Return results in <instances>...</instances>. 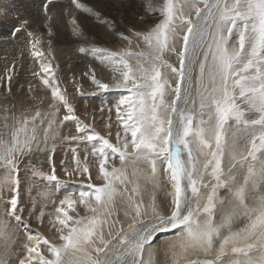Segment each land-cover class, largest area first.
<instances>
[{
  "label": "snow or ice",
  "instance_id": "6c2138e0",
  "mask_svg": "<svg viewBox=\"0 0 264 264\" xmlns=\"http://www.w3.org/2000/svg\"><path fill=\"white\" fill-rule=\"evenodd\" d=\"M51 2L44 4L45 15ZM71 3L100 20L98 13L79 0ZM147 7L150 12L159 11L163 19L146 33H133L143 42V48L136 45L139 51L133 50L132 38L124 36L121 38L129 47L120 52L95 46L90 51L79 48L81 54L99 58L110 67L113 85L102 83L93 74L92 83L98 90L114 86L127 93L114 105L123 135L118 130L116 142L112 143L107 136L94 130L88 132L77 123L76 132L80 135L65 137L86 140L91 145L95 158L92 166L97 169L95 179L100 183L92 182L87 162L81 165L77 161L74 169H65L66 176L86 179L87 186L78 194L65 193L55 208L54 218L49 220L60 243L25 232L27 242L18 264H145L140 257L145 245H151L153 233L177 229L178 240L170 246L175 257L173 264L190 255L206 258L186 260V264H264V195L255 200L254 207L248 205L249 195L255 193L258 185L264 187V159L257 155L264 154V0H163L158 7L148 0ZM71 23L75 26L76 20ZM20 31L17 27L12 35L15 37ZM73 31L79 34L77 27ZM27 35L30 54L47 77L41 78L42 85L50 89L53 101L63 105L67 113L59 123L75 120L74 109L61 93L50 62L41 59L43 53L37 47L40 36L31 31ZM209 36L210 42L206 39ZM177 42L181 43L179 49ZM167 52L177 55L179 67L164 59ZM167 74L174 79V87ZM193 88L200 102L198 119L191 110L181 107V102L188 103ZM51 116L48 119V114L42 116L39 110L32 116H4L0 166L5 174L0 178V188L18 185V158L31 152L33 144L39 146L41 131L45 144L49 138H55V112ZM230 121L235 131L229 143L225 126ZM241 140L247 145L238 152ZM226 151L230 160L227 174L223 167ZM181 153L186 154V160L181 159ZM76 159L74 154L73 160ZM116 159L120 167L113 163ZM158 161L166 162L163 172L173 189L170 215L160 216L153 202L149 207L157 219L150 226L137 230L130 225L131 237L113 232L115 225L109 220L116 197L123 196L117 185H124V191L128 183L133 185L127 197L128 206L135 219L140 218L144 204L134 199L139 194L138 181L143 177L148 183L158 184ZM129 164L133 166L132 180L127 175ZM237 164L241 168L247 164L243 183H237L233 172ZM205 176H210L212 182L205 183ZM45 179L57 181L56 188L60 189L54 168ZM201 188L208 189L206 195ZM220 189H225L224 196L218 194ZM11 190L16 191L15 187ZM188 191L195 197L196 207L188 206L185 211ZM8 205L7 216L17 222L18 228L22 216L17 212L23 209L18 208L16 195ZM79 208L85 215L79 214ZM241 210L248 223L233 231ZM70 211L76 215H69ZM43 216L41 211L37 219ZM7 228V220L0 219V240L4 242L0 264H9ZM113 240L118 243L113 245Z\"/></svg>",
  "mask_w": 264,
  "mask_h": 264
},
{
  "label": "rangeland",
  "instance_id": "374dc122",
  "mask_svg": "<svg viewBox=\"0 0 264 264\" xmlns=\"http://www.w3.org/2000/svg\"><path fill=\"white\" fill-rule=\"evenodd\" d=\"M105 1L107 0H79L80 3L91 8L93 12L99 14L100 20H98L96 16L88 15L87 13L76 9L75 6L71 3V0H52V2L48 4L47 15H45L44 12V4L47 3V0H42V2L41 0H24L22 3L21 0H0V29L3 24L4 26L2 27V30H12L10 35L8 36L9 40H15V42L17 40L16 44H18L19 42L26 44V46L17 47L16 44H14L15 42L12 41V44L15 45L16 48L11 50L9 53L13 52L11 55L15 54L16 56L21 58L20 61H22V65L28 66L22 68L19 67V69L21 70V72H18L19 77H12V75L9 76L5 67V71L2 67L0 68V131H2L3 129L2 125L4 123L3 118L5 115H10L14 117H21L22 115L32 116L37 110H39L42 116L44 114H48V119H52L51 113L55 112V120L57 122L53 126L54 129L57 130V134L54 139L49 138L47 143L45 144L43 142V133L41 131V143L39 144V146L37 147L36 144H33L31 152H28L18 158V171L17 173H15L19 181L18 185H9L7 187L0 188V219L7 220L8 222L7 234L9 237V247L7 258L9 260V264H18V259L23 256V244L27 242L25 232H28L33 235L38 234L44 237L45 239H48L52 243H60V241L58 240V234H56V231L49 223V220L51 218H54L55 208L58 206L59 200L63 199L65 193L72 192L78 194L80 191L86 190L87 186L86 179L68 177L65 175V169L72 170L76 167L75 165H77V162H74L73 160L74 154L76 158L79 159V162L82 161L80 163L81 165L87 162L91 167V171L92 173H94H91L92 175H94L92 176V182L97 184L100 183V181H97L95 179L97 169L92 166L95 158L91 155V145L86 140L77 141L65 139V137L80 135L76 132V124L79 123L82 127H85L88 132L94 130L102 136H107V138H109L112 143L116 142V132L118 130H120L121 135H123V131L120 128V121L117 119L116 109L114 105L121 96L126 95L127 93L123 89L116 88L114 86L110 87L108 90H98L97 88H94V84L92 83V77L87 76V73L90 71L96 73H103L104 69L102 67L105 66V63L103 64L104 66H99L100 68H102L101 70L103 72L99 71V67V69L94 67L89 69V66H87L86 64H78L75 65L74 68H72L73 66H71V69L69 67L64 69V67L62 66V64L66 61V59H64V55H69L68 57H70L71 55H75L72 53H75L74 49H76V52L78 53L77 55L81 56L83 54H79L80 52L78 48L90 47V45L88 46L84 44H79L78 42L69 43L74 39H71L67 45L64 44L67 43V40L68 38H70V36H72L73 38L76 37V33L73 31V28L77 27L80 33L85 35V38L87 39L86 41L91 40V44L100 43L101 45H103L104 48L107 47L106 49H108V52H120L117 49L115 50L106 45L108 43H112L114 48L121 47L120 45L118 46V43H127V41L123 43V41L125 40L121 38L122 36H129L132 38V47L133 50L135 49L134 51H136L137 44L140 43L139 45L141 48H143L144 45L142 41H138L133 36V33H146L150 31L152 28L155 27L156 24L160 23L163 17L160 15L159 11H148V7H143L144 13L148 14L147 16H143L144 13L136 10L139 6L135 3V0H117L118 3L109 12L110 14H106L105 12L102 13L100 11L102 10L100 8V3ZM144 1L147 6L148 0ZM162 2L163 0H153V5L154 7H158L162 4ZM118 4L122 7H119ZM54 16L57 17L55 18ZM49 17H51V19H49ZM73 19L76 20L75 26H73L71 23ZM24 21H27L28 23L24 24ZM30 23L32 24L30 25ZM17 27H20L21 31L19 32L20 34L17 33L14 37L11 34L13 30ZM60 30H63V32ZM29 31L39 35L41 38V43L37 46L43 53L41 59H44L45 62L49 61L50 64L56 61L54 63L56 66L54 64H51L54 77L58 81V86L60 88L61 93L66 96L68 104L74 109V115L76 117L75 120L64 121L62 125L59 123L63 120V117L67 113L63 105L53 101L50 89L45 88L41 83V78L47 77L45 73L40 72V68H37V65L39 64L37 62L35 63L36 60L31 58L30 49L28 48L29 37L27 35ZM49 32L51 33L50 35ZM18 34L22 36L18 37ZM108 36H112L114 37V39L116 38L117 41L113 39L112 41L105 43L106 40L110 39L108 38ZM233 39L235 40V37H233ZM3 40L7 41V38ZM120 40H122V42ZM134 40L137 43H135ZM93 46L98 47V45ZM175 46L178 47L177 49H179L181 47V43L177 42ZM10 48L11 46H7L8 50ZM137 51H139V49ZM49 53H51V55H49ZM93 59L95 62H98V59H96V57H93ZM164 59H166L168 63L179 67L177 55L175 53H165ZM58 65H61V68ZM53 66L58 68H54ZM87 68L89 69V71ZM109 68L110 67L108 66L107 76L111 79H109L111 82L109 83V85H113V74L110 73L111 71ZM38 69L39 71H37ZM85 69L87 71H85ZM36 71L40 73L39 76L34 75V73H37ZM162 71L164 70L162 69ZM81 72L83 73V76L80 75ZM5 73L7 75H5ZM3 74L4 77L2 76ZM72 74H74L75 77ZM167 75L169 76L170 83H172L174 87V79H172L170 74ZM9 77L12 79H9ZM97 80L101 81L102 83H106L102 81L100 77ZM27 86H29V88H27ZM92 86L93 89L91 88L89 89V91L86 90L88 89V87L90 88ZM17 90H20L19 93ZM25 91L27 92V95H25ZM95 99L99 100L95 101ZM167 99L170 101L171 97L169 96L167 97ZM85 101L88 102L86 103ZM89 102H91L92 105L91 103L89 104ZM199 103V97L196 95L195 88H193L191 97L187 103L188 107L189 105L193 107H189L188 109V107L186 106L187 109H185L191 110L197 119L200 116ZM92 106H95L93 107L95 110H93V114L89 116L81 111V109L86 110L88 107L91 108ZM76 107L80 108V111L79 109L77 110ZM82 114L83 116H81ZM96 114L100 115L98 116ZM204 118L207 119V116L205 115ZM86 120H88V124ZM11 122L12 121L10 120L9 123ZM97 122L98 124H96ZM229 125H231V127H229ZM229 125H226L225 128L227 139L229 138L228 141L230 143L232 139L231 132L233 131V129H235V126L232 124L231 121L229 122ZM44 126H46V123ZM109 132L111 133L110 136L108 135ZM246 145L247 142L242 140V142L239 143L237 151H244L246 149ZM73 149H75V153H73ZM257 155L260 159H264V154L258 153ZM85 157H87V161L85 160ZM181 159H187L185 153L181 154ZM201 161H203V158H201ZM113 163L116 167H120V162L118 159H116ZM157 163L159 168L158 184L148 183L143 177H141L138 181L140 185L139 194L136 195L134 199L136 201H142L144 204V208L141 210L142 215L140 218L135 219L134 211L128 206L127 197L131 195V189L133 185L131 183H128L126 185L127 191H124V185H117V187L120 188V190L123 192V196L116 197L115 208L109 220L110 224L114 223L115 225L112 228L113 232L120 231L121 235L127 234L131 237L132 228L142 230V225L144 228L147 227L144 225L157 219V216L152 213L149 207L153 204V202L155 203V207L160 216L170 215L172 211L171 193L173 192V189L163 172L164 167H166V162L162 163L158 161ZM229 166L230 160L226 151L225 157L223 159V167L226 174L228 172ZM256 167L257 169H259V160L256 162ZM53 168L55 169V175L57 176L58 181L60 183L59 190H57L56 188L57 181L49 182L47 181V179H45L46 175L52 174ZM145 171L148 172L150 170L145 169ZM34 172L41 173L43 175H34ZM132 172L133 166L129 164L127 167V175L129 180L133 179ZM233 172L236 175L237 183H243V178L247 172V164H245L243 168H241L240 165L237 164L236 167L233 169ZM4 174L5 169L0 166V178H2ZM204 182L211 183V177L205 176ZM12 187H15V193L12 192ZM260 188L261 187L258 185L257 189L255 190L256 193L249 195V208L255 206V200L259 196L264 195V189ZM207 191L208 189L201 188L202 194L206 195ZM218 194L224 196L225 189H220ZM13 195H16L17 197L18 208L23 209L22 212H17L18 215L22 216V219L19 222L20 226L18 228L16 227L17 222L14 219L8 218L6 212V208L9 206L8 201H10ZM186 195L188 197L189 204L185 206V211H187L188 206H191L194 209L196 207L195 197L192 196L190 191H188ZM54 201L55 203H53ZM41 210L44 212V216L41 219H37V217L40 216ZM78 211L79 214H82L81 216L85 215L82 208H79ZM126 213L128 216L126 215ZM69 215L74 216L76 215V213L69 212ZM88 215H91V213H88ZM237 218L239 219L237 221L235 220L233 223V231L244 228L248 223L247 217L244 215L243 210L240 211V214ZM25 225H27L28 227L25 228ZM130 225H132V228H130ZM105 234L107 235V230L105 231ZM178 237V229L171 231L154 232L151 245H145L144 251L142 252L140 258L145 262V264H173L175 257L173 255V250L170 248V246L178 240ZM0 241V256H2L4 252V242L2 240ZM12 241H14L15 244L12 243ZM117 243V240L112 241L113 245ZM11 250H13L14 252ZM10 251L12 254L10 253ZM175 251L178 253L179 249H176ZM43 254L47 255L46 252H43ZM229 255L231 254L229 253ZM205 258L206 257H204L203 255H190L185 258L179 259L178 264H186V260H203ZM207 258L211 259L214 257ZM227 258L228 257H225V259ZM66 259H74V257H68Z\"/></svg>",
  "mask_w": 264,
  "mask_h": 264
},
{
  "label": "bare ground",
  "instance_id": "6f19581e",
  "mask_svg": "<svg viewBox=\"0 0 264 264\" xmlns=\"http://www.w3.org/2000/svg\"><path fill=\"white\" fill-rule=\"evenodd\" d=\"M24 0H21V3L23 2ZM41 2H42V0H41ZM118 3V1L117 0H107V1H105V2H101L100 4H101V6H100V8L102 9V10H100L102 13L103 12H105L106 14H110L109 12L113 9V7L116 5ZM135 3L139 6L136 10L137 11H141L142 13H144V10H143V7H147L146 6V3H145V1L144 0H140V2H139V0H135ZM119 5V4H118ZM60 7V6H59ZM119 7H122L121 5H119ZM61 8V7H60ZM59 8V9H60ZM56 9V8H55ZM117 14H119V13H117ZM117 14H115V15H117ZM61 15V14H60ZM142 15V14H141ZM148 14L147 13H144L143 14V16H147ZM21 16V15H20ZM58 16V15H57ZM57 16H54L55 18L57 17ZM23 18V17H22ZM55 18H53V19H55ZM38 20V19H37ZM42 20V19H41ZM57 20H58V18H57ZM55 21V20H54ZM40 22V21H39ZM38 22V23H39ZM100 22V21H99ZM32 23H30V25H31ZM59 24V23H58ZM60 24H61V22H60ZM54 25V24H53ZM4 25L2 24V27H3ZM63 26V25H62ZM2 27H1V29H0V68L2 67L3 68V70L6 68V70H7V72H8V74H9V76L10 75H12V77H17L18 76V72L20 71L21 72V70L19 69V67H28V66H25V65H22L21 64V62L22 61H20L21 60V58H19L18 56H16L15 54H13V55H11L12 53H9L11 50H13L14 48H16V46L17 47H21V46H26V44H24V43H22V42H19L18 44H16V42H17V40H16V42H15V40H12V41H14L15 43L14 44H16V46L15 45H13L12 43V41L11 40H9V35H10V33H11V31L12 30H2ZM53 27V26H52ZM86 27V26H85ZM6 28V27H5ZM10 28V27H9ZM56 28V27H55ZM61 28V27H60ZM68 28V27H67ZM4 29V28H3ZM12 29V28H11ZM62 29V28H61ZM86 29V28H85ZM211 30H214V27L211 29ZM60 31H62L63 32V30H60ZM66 31V30H65ZM109 31H111V30H109ZM45 33V32H44ZM61 33V32H60ZM20 34V33H19ZM17 35L18 37L20 36V35ZM21 34H23V33H21ZM12 35V34H11ZM87 35V34H86ZM131 35V34H130ZM22 36V35H21ZM20 36V37H21ZM68 36V35H67ZM115 36V35H114ZM25 37V36H24ZM23 37V38H24ZM101 37V36H100ZM129 37V36H128ZM7 38V41H4L3 39H6ZM26 38H27V36H26ZM59 38V37H58ZM108 38H110L109 40H106L105 41V43L106 42H110V41H112L113 39H114V37H112V36H108ZM16 39V38H15ZM20 39V38H19ZM45 39V38H44ZM71 39H74L73 41H70ZM105 39H106V37H105ZM134 39V38H133ZM207 39V41L208 42H210V40H211V37L209 36V37H207L206 38ZM87 39L85 38V35H83L82 33H80V31H79V34H76V37L75 38H73L72 36H70V38H68V40H67V43L66 44H64V45H67L68 44V42L69 43H72V42H78L79 44H84V45H90V47H86V49L87 50H89L90 51V49H91V47L93 46V45H98V48H102V49H106L107 47L106 46H108V47H111V48H113V49H117L118 51H121L122 49H127L128 47H129V45H128V43H124V42H126V40L125 41H123V43L124 44H122V43H118V46L120 45L121 47H117V48H114V46H113V44L112 43H108L105 47L106 48H104L103 47V45H101L100 43H94V44H91L92 42H91V40L89 41H86ZM115 41H117L116 40V38L114 39ZM43 41H46V40H43ZM114 41V42H115ZM121 42H122V40H120ZM119 41V42H120ZM134 42L135 43H137L135 40H134ZM233 42H235V40L233 39ZM103 43V42H102ZM116 43V42H115ZM63 44V43H62ZM140 44V43H139ZM52 45V44H51ZM71 45V44H70ZM69 45V46H70ZM73 45V44H72ZM7 46L9 47V46H11V48L8 50L7 49ZM64 47H66V46H64ZM135 47V46H134ZM180 47V46H179ZM24 48V47H23ZM29 48V47H28ZM133 48V47H132ZM176 48H178V47H176ZM20 49V48H19ZM40 49V48H39ZM68 49H70V48H68ZM79 49V48H78ZM77 49V50H78ZM8 50V51H7ZM59 50V49H58ZM75 50V53H72V54H75V55H71L70 57H68L69 55H67V56H65L64 55V59H66V61L62 64V66L64 67V69H66L67 67H69L70 69H71V66H73L72 68H74V66L75 65H83V64H86L87 66H89L88 68L90 69V68H92V67H94V68H98L99 66H104V67H102L103 69H104V72L101 70L102 68H98L99 69V71H102L103 73H99L98 72V70H97V72L98 73H96V72H92V71H90V72H88L87 73V76H90V77H92L93 76V74H95V76H96V79H99V77L102 79V81H104V82H106V84H109V83H111L110 82V78L107 76V69H108V66L106 65V64H104V63H102L101 61H100V59L99 58H96V59H98V62H95L94 61V59H93V56L92 55H90V54H83V55H77L78 53L76 52V49H74ZM106 50H108V49H106ZM135 50V49H134ZM137 50H138V48H137ZM136 50V51H137ZM68 51V50H67ZM72 51V50H71ZM65 52H66V50H65ZM65 52H64V54H65ZM74 52V51H73ZM111 52V51H110ZM17 53V52H16ZM18 54V53H17ZM24 54V53H23ZM68 54H70V53H68ZM79 54H81V53H79ZM21 55V54H20ZM28 55V54H27ZM31 55V54H30ZM23 56V55H22ZM24 57V56H23ZM31 58H32V56H31ZM201 58H202V56H201ZM33 59V58H32ZM44 60V59H43ZM56 60H57V58H56ZM59 60H60V57H59ZM52 61V60H51ZM33 62V61H32ZM49 62V61H48ZM56 62V61H55ZM55 62H53V63H51V64H54ZM35 63H36V61H35ZM61 63V62H60ZM104 64V65H103ZM34 65V64H33ZM55 65V64H54ZM30 66V65H29ZM39 65H37V68H39L38 67ZM56 66V65H55ZM55 66H53L54 68H58V67H55ZM58 66H60V68H61V65H58ZM5 67V68H4ZM82 67V66H81ZM36 68V69H37ZM87 68V69H88ZM9 69H11L10 71H9ZM89 69H88V71H89ZM110 69V68H109ZM3 70H2V72H3ZM62 70H63V68H62ZM94 70V69H93ZM1 71V70H0ZM5 71V70H4ZM37 71H39V69L37 70ZM36 71V72H37ZM69 71V70H68ZM73 71V70H72ZM79 71V70H78ZM77 71V72H78ZM85 71H87L86 69H85ZM197 71H198V69L197 70H195L194 72H193V76H195L196 74H197ZM22 72H23V70H22ZM34 72H35V70H34ZM79 73V72H78ZM84 73H86V72H84ZM109 73V72H108ZM111 74H112V72H110ZM33 74V73H32ZM83 73L81 72V76H83L82 75ZM110 74V75H111ZM0 75H1V73H0ZM5 75H7L6 73H5ZM24 75V74H23ZM72 75H74V74H72ZM3 77H4V74L2 75ZM1 76V77H2ZM26 76V75H25ZM86 76V75H85ZM8 77V76H7ZM19 77V76H18ZM74 77H75V75H74ZM111 77V76H110ZM25 78V77H24ZM12 79V78H11ZM23 79V78H22ZM110 79V80H109ZM33 85V84H32ZM92 85V84H91ZM17 87V86H16ZM23 88V87H22ZM27 88H29V86H27ZM67 88V87H66ZM93 89V86L92 87H88V89H86V90H88L89 91V89ZM94 88H96L95 87V85H94ZM14 89V88H13ZM18 89V88H17ZM24 89V88H23ZM15 91V90H14ZM18 91V90H17ZM20 91V90H19ZM19 91H18V93H19ZM27 91V90H26ZM25 91V95H27V92ZM23 92H24V90H23ZM5 93V92H4ZM87 93V92H86ZM15 94V93H14ZM22 94V93H21ZM70 94V93H69ZM19 95V94H18ZM23 95V94H22ZM21 95V96H22ZM17 96V95H16ZM104 96V95H103ZM24 97V96H23ZM17 98V97H16ZM100 98V97H99ZM104 99V98H103ZM99 100V99H98ZM97 99H95V101H98ZM101 101H103V100H101ZM86 102V101H85ZM88 102V101H87ZM86 102V103H87ZM85 103V104H86ZM91 102H89V104H90ZM74 104V103H73ZM91 105H92V103H91ZM192 105H193V103H192ZM186 106L188 107V105L186 104H183L182 102H181V107H183V108H186ZM74 107H75V105H74ZM93 107H95V106H92L91 108H87L86 110H82L81 109V111L83 112V113H85V114H87L88 116L89 115H91V114H93V110H95ZM189 107H191L190 105H189ZM189 107H188V109H189ZM193 107V106H192ZM191 107V108H192ZM73 108V107H72ZM190 108V109H191ZM76 109L78 110L79 109V111H80V108H77L76 107ZM187 109V108H186ZM104 111V110H103ZM22 112V111H21ZM192 112V111H191ZM76 113V112H75ZM21 114V113H20ZM77 114V113H76ZM80 114H81V112H80ZM78 115V114H77ZM96 115H100V114H96ZM79 116V115H78ZM81 116H83V114L81 115ZM86 116V115H85ZM90 118H91V116H90ZM89 118V119H90ZM94 118V117H93ZM3 120V119H2ZM95 120V119H94ZM102 120V119H101ZM86 122H87V124H88V120H86ZM96 122V121H95ZM75 124V123H74ZM96 124H98V122L96 123ZM96 124H94V125H96ZM233 124V123H232ZM234 125V124H233ZM235 126V125H234ZM94 127V126H93ZM230 127V126H229ZM228 129V128H227ZM3 130V129H2ZM233 131H235V129H233ZM232 131V132H233ZM231 132V133H232ZM229 136V135H228ZM230 138H231V136H230ZM229 139V138H228ZM59 140V139H58ZM240 142H242V140L240 141ZM239 142V143H240ZM61 146V145H60ZM53 152V151H52ZM182 154V153H181ZM62 156V155H61ZM67 156V155H66ZM65 156V157H66ZM185 158V157H184ZM79 159H77L76 160V162L78 161ZM75 162V161H74ZM82 162V161H81ZM80 162V163H81ZM69 165V164H68ZM76 166V165H75ZM68 168V167H67ZM95 170V169H94ZM94 172V171H93ZM91 173H92V171H91ZM92 174H94V173H92ZM92 176H94V175H92ZM259 188V187H258ZM261 188H263L264 189V187H261ZM260 188V189H261ZM80 189H82V188H80ZM47 192V191H46ZM43 193V192H42ZM256 193V192H255ZM38 194V193H37ZM258 194V193H257ZM251 195V194H250ZM37 197H39V196H37ZM250 199V198H249ZM248 199V200H249ZM47 202V201H46ZM43 203V202H42ZM57 204V203H56ZM4 206V205H3ZM42 211V210H41ZM84 211V210H83ZM71 212V211H70ZM19 213V212H18ZM44 213V212H43ZM72 213V212H71ZM80 215H82V214H80ZM128 216V215H127ZM239 216V215H238ZM237 216V217H238ZM236 217V218H237ZM239 218H237V219H235L236 221L238 220ZM154 221H156V220H154ZM154 221H151L150 223H147V224H145L144 226H150ZM43 225H45V224H43ZM45 227V226H44ZM43 227V228H44ZM141 228V227H140ZM144 227H143V225H142V229H143ZM140 230V229H139ZM8 231V230H7ZM10 234V233H9ZM49 234H50V232H49ZM57 234V233H56ZM153 235H154V233H153ZM164 238V237H163ZM12 239V238H11ZM157 239V238H156ZM3 241V240H2ZM163 241V240H162ZM1 242V241H0ZM4 244V243H3ZM15 244V243H14ZM1 245V244H0ZM10 245H11V243H10ZM147 246V245H146ZM11 247V246H10ZM1 249V248H0ZM147 249V248H146ZM9 250H10V248H9ZM11 251H13V250H11ZM11 251H10V253H11ZM14 252V251H13ZM1 253V252H0ZM4 253V252H3ZM145 253V252H144ZM171 253V252H170ZM12 254V253H11ZM147 254V253H146ZM166 257V256H165Z\"/></svg>",
  "mask_w": 264,
  "mask_h": 264
}]
</instances>
